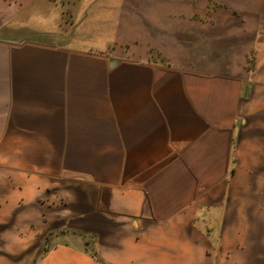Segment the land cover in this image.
Returning a JSON list of instances; mask_svg holds the SVG:
<instances>
[{"label":"crops","instance_id":"crops-1","mask_svg":"<svg viewBox=\"0 0 264 264\" xmlns=\"http://www.w3.org/2000/svg\"><path fill=\"white\" fill-rule=\"evenodd\" d=\"M0 264H264V0H0Z\"/></svg>","mask_w":264,"mask_h":264}]
</instances>
